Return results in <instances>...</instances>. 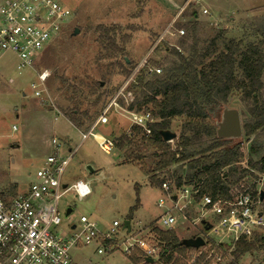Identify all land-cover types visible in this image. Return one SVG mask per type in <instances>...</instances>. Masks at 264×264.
Masks as SVG:
<instances>
[{"label":"rangeland","instance_id":"1","mask_svg":"<svg viewBox=\"0 0 264 264\" xmlns=\"http://www.w3.org/2000/svg\"><path fill=\"white\" fill-rule=\"evenodd\" d=\"M4 1L0 0V6ZM61 2L71 12L69 24L34 68L20 69L16 55L10 52L0 56V194L13 187L17 192L28 186L42 161L54 152L51 139L56 137L62 144L61 154H73L62 181L71 185L83 180L90 186L86 195L71 189L61 198L59 208L63 217L67 208L73 209L68 222H77L83 214L96 219L101 227L110 226L114 220L124 222L128 219L134 228L147 234L158 227L161 216L171 213L177 218L173 228L181 239L200 234L202 225H194L191 220L200 217L201 206H194L195 201L191 198H179V206L185 207V219L184 214L175 209V200L170 195L175 193L180 197L182 193L174 189L173 181H169L170 193L162 186L152 185L149 176L137 164L125 162L126 158L136 155L137 150L124 152L115 148L106 153L99 147L94 134L114 139L130 130L135 116L126 106L120 105L119 100L123 99L127 104L132 98L125 88L134 69L146 58L151 66L160 67L162 74L169 65V59L173 58L172 48H178L185 55L190 54L191 50L180 44L188 33L189 23H198L199 48L220 34L222 37L218 43L221 49L231 39L243 40L245 44L255 42L264 49V40L256 33L264 16V0ZM171 23H174L171 30L175 32L174 36L166 32ZM99 25L116 27L117 35L98 30ZM75 28L80 30L77 35H73ZM180 29L185 30L183 35H178ZM162 35L164 39L153 49ZM111 42L115 45L110 46ZM113 46L122 51H115ZM45 69L49 70L50 76L41 87L46 91L38 97L32 84L39 83L38 74ZM125 69L131 70L129 76L125 75ZM117 94L119 99L111 104ZM239 96L238 92L232 93L222 108L228 106L240 111L243 135L240 139H231L230 144L242 143L246 157L240 164L246 167L251 144L256 149L254 160L264 156V131L257 133L256 137H245L244 122L249 114ZM75 107L81 111L74 116L80 123L79 127L70 121L67 114ZM106 111L108 122L99 123ZM217 112L212 119L215 125L221 118V115L217 117ZM183 121L184 118L179 117L172 122L171 131L177 136ZM93 126V135L84 139L83 134ZM151 152H146L149 164L153 162ZM178 168L174 166L172 170ZM254 174H250L247 181L251 191L256 190L258 196L264 191V174ZM255 182L256 186L253 185ZM160 199L164 200L162 206L159 205ZM137 203L139 206L130 219L131 209ZM258 208L264 214V201H260ZM64 227L66 225L58 229L59 234L64 235V230H68ZM260 231L264 233V226ZM94 252L95 248L88 246L72 249L71 255L75 261L84 264L96 257ZM229 258L227 256L220 264H228ZM263 259L264 251H255L244 255L238 264H264ZM106 262L128 264L119 255L107 258Z\"/></svg>","mask_w":264,"mask_h":264},{"label":"built area","instance_id":"2","mask_svg":"<svg viewBox=\"0 0 264 264\" xmlns=\"http://www.w3.org/2000/svg\"><path fill=\"white\" fill-rule=\"evenodd\" d=\"M204 12L207 13V10ZM70 14L61 0H5L0 6V56L10 52L16 55L20 69L34 68L45 51L66 29ZM173 26L174 23H171L166 32L174 36L175 32L171 31ZM184 33V29L178 30V35ZM163 39L164 36H160L153 49ZM145 68L148 74L162 72L160 67L151 66L145 58L134 69L126 85ZM49 76L50 72L46 69L38 74L39 83L32 84L36 96L40 97L46 91V88L41 87L45 86ZM119 94L112 99L111 104L117 102ZM129 112L135 116L133 124L150 134V124L155 121L151 113ZM105 113L107 111L103 113L99 123L108 122ZM95 127L83 134L84 139L93 135ZM94 136L99 147L106 153L115 149L112 138L101 134ZM51 144L54 152L42 161L26 188L18 190L15 195H11L10 191L0 194V264H80L74 260L71 251L88 246L95 248L96 257L84 264H108L106 259L115 255L122 256L128 264H134L129 257L136 249L141 250L145 262L146 258L158 261L162 245L156 240L153 231L143 234L132 223L128 229L124 222L118 220H114L108 227H101L96 219L86 214L81 215L77 222L71 223L67 220L73 209L68 217L65 214L62 216L59 208L61 198L71 189L86 195L90 186L83 180L71 185L62 181L73 154L63 156L62 144L56 137H52ZM162 188L168 193L172 189L168 181L162 184ZM250 188V184L240 181L232 187L230 197L225 200H215L205 194L197 202L195 194L198 189L192 186L178 189L182 191L180 197L170 193L175 200V209L184 214L185 219V207L179 206V198H191L195 201L194 206H201L200 217L193 218L191 222L202 225V236L206 243L189 255L190 264L199 258H202L200 264H220L227 256L231 257V250L239 239H250L255 233H261L264 214L258 208L260 200L255 199ZM159 205H164L163 199H160ZM203 220L212 224L210 230H205ZM176 222L177 218L169 213L159 218L158 228L174 229ZM63 225L69 231L64 230L65 234L61 235L58 229ZM228 260L231 261L230 258Z\"/></svg>","mask_w":264,"mask_h":264},{"label":"trees","instance_id":"3","mask_svg":"<svg viewBox=\"0 0 264 264\" xmlns=\"http://www.w3.org/2000/svg\"><path fill=\"white\" fill-rule=\"evenodd\" d=\"M197 28V22L189 23L188 33L180 41L181 46L191 50L190 54L172 48L173 58L169 59L162 74L148 76L147 68L141 69L125 88L132 95L131 100L127 104L123 99L119 100L128 111L151 113L155 119L150 124L151 133L147 134L143 128L132 124L128 132L115 136L113 141L120 151L137 150V154L126 158L125 162L137 164L149 176L152 185L162 186L166 181H173L178 189L184 186L198 189L195 194L198 201L205 194L215 200H225L230 197L233 186L240 181L248 183L250 174H264V156L254 160L256 149L251 144L248 164L241 166L246 157L242 143L231 145V139L219 138L212 119L216 111L217 117L222 114L223 103H227L232 93L238 92L249 114L244 122L245 137H256L257 133L264 131V49L258 43L245 44L243 40L234 39L221 49L218 43L222 37L220 34L199 48ZM97 29L117 35L116 27L99 25ZM256 33L264 40V16ZM113 47L115 51H122ZM124 71L127 76L131 74L129 69ZM80 113L77 107L67 113L77 127L80 123L75 117ZM179 117L184 118L180 134L165 141L161 132L171 130L172 122ZM147 151H152V164L147 161ZM174 166L179 168L172 170ZM166 174L168 176H164ZM16 190L13 187L11 194ZM252 193L255 199H261V193L258 196L256 190ZM138 206L139 203L131 209L130 219ZM152 231L162 245L158 261L145 262L141 250L136 249L129 257L132 263L190 264L189 255L197 249L184 246L175 229L154 227ZM255 251H264V233L239 239L231 250L233 258L227 263L238 264L244 255ZM201 260L199 258L191 264H200Z\"/></svg>","mask_w":264,"mask_h":264},{"label":"water","instance_id":"4","mask_svg":"<svg viewBox=\"0 0 264 264\" xmlns=\"http://www.w3.org/2000/svg\"><path fill=\"white\" fill-rule=\"evenodd\" d=\"M79 29L75 28L73 35H77L79 33ZM217 126V135L219 138L225 139H240L243 135V126L240 116V111L237 108H229L225 106L220 120L216 123ZM165 141L173 140L177 137L175 132L171 130H164L161 132ZM264 199V191H261V200ZM72 212V208H68L65 217H68ZM262 213V212H261ZM262 215V214H261ZM205 230H210L212 224L208 221L203 220ZM124 225L128 229L131 228V221L126 219L124 220ZM206 241L203 236H192L188 238H184L182 240V244L188 248L199 249L205 245ZM146 261L149 263H153V258H146Z\"/></svg>","mask_w":264,"mask_h":264},{"label":"crops","instance_id":"5","mask_svg":"<svg viewBox=\"0 0 264 264\" xmlns=\"http://www.w3.org/2000/svg\"><path fill=\"white\" fill-rule=\"evenodd\" d=\"M70 151H72V150L70 149ZM130 221H131V220H130ZM201 231H202V232H200V234H197V233H196V234H194V235H192V236H199V235L202 236V235L204 234V231H203V230H201ZM192 236H190V237H192Z\"/></svg>","mask_w":264,"mask_h":264},{"label":"flooded vegetation","instance_id":"6","mask_svg":"<svg viewBox=\"0 0 264 264\" xmlns=\"http://www.w3.org/2000/svg\"><path fill=\"white\" fill-rule=\"evenodd\" d=\"M260 201H264V199L263 200L260 199Z\"/></svg>","mask_w":264,"mask_h":264}]
</instances>
